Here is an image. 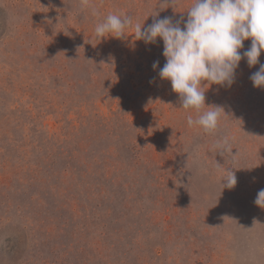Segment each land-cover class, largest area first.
I'll return each mask as SVG.
<instances>
[{
  "label": "rangeland",
  "instance_id": "1",
  "mask_svg": "<svg viewBox=\"0 0 264 264\" xmlns=\"http://www.w3.org/2000/svg\"><path fill=\"white\" fill-rule=\"evenodd\" d=\"M193 2L0 0V264H264L260 65L204 89L225 111L209 134L152 67L163 41L135 40ZM109 13L124 38L96 36Z\"/></svg>",
  "mask_w": 264,
  "mask_h": 264
},
{
  "label": "clouds",
  "instance_id": "2",
  "mask_svg": "<svg viewBox=\"0 0 264 264\" xmlns=\"http://www.w3.org/2000/svg\"><path fill=\"white\" fill-rule=\"evenodd\" d=\"M89 0H82L84 6ZM167 2V0H166ZM92 15H99L92 9ZM133 26V18L109 13L98 23L95 34L104 38L110 34L114 38H124L126 28ZM135 40L146 44L163 41L165 64L153 62L162 80L170 81L173 92L179 95L181 107L197 113L193 119L187 117V124L201 127L212 134L218 129L223 107L206 104L209 85L231 87L235 83L236 71L242 60L249 67L259 64V69L251 74L250 80L256 88H264V63H260L264 52V0H194L186 12V19L174 22L170 17L154 19L147 27L135 24ZM250 46L244 50V41ZM243 50V51H242ZM207 106L206 111L203 109ZM225 112V111H224ZM221 154L230 152L225 139L216 145ZM236 153L233 154V158ZM223 189H233L237 176L232 169L222 181ZM254 203L264 209V189L257 193Z\"/></svg>",
  "mask_w": 264,
  "mask_h": 264
}]
</instances>
